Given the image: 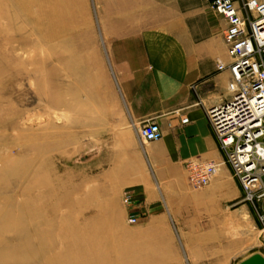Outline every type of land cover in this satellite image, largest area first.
Returning a JSON list of instances; mask_svg holds the SVG:
<instances>
[{
  "label": "rangeland",
  "instance_id": "1",
  "mask_svg": "<svg viewBox=\"0 0 264 264\" xmlns=\"http://www.w3.org/2000/svg\"><path fill=\"white\" fill-rule=\"evenodd\" d=\"M208 8L210 0H0V264L264 257L263 225L252 205L237 204L242 194L223 155L218 201L208 185H189V160L173 171L156 170L146 158L141 170L121 168L132 162L125 153L131 144L110 136L105 122L122 112L107 23L179 17L201 26ZM20 70L35 77H19ZM161 148V141L148 147ZM135 183L153 189L152 209L130 224L123 199L134 200Z\"/></svg>",
  "mask_w": 264,
  "mask_h": 264
},
{
  "label": "crops",
  "instance_id": "2",
  "mask_svg": "<svg viewBox=\"0 0 264 264\" xmlns=\"http://www.w3.org/2000/svg\"><path fill=\"white\" fill-rule=\"evenodd\" d=\"M140 21L120 18L106 25L108 58L116 87L114 98L122 112L113 117L108 113L105 122L108 131L113 132L110 136L127 138L126 143L131 144L125 153L132 162L121 168L129 172L141 170L144 158L161 171L180 169L191 159L218 163L219 170L208 184V192L222 201V178L227 169L222 167V152L206 109L230 95L229 70L218 71L216 66L217 61L230 62L223 37L226 21L210 8L201 26L191 24L190 18L179 17ZM184 117L188 122L182 124ZM150 120L158 122L163 136L159 141L143 143L137 132ZM136 137L141 147L135 145ZM160 141L161 150L149 153L148 147ZM233 183L236 193L242 194L234 178ZM134 185L137 194L129 209L141 217L152 209L148 200L152 199L153 189Z\"/></svg>",
  "mask_w": 264,
  "mask_h": 264
},
{
  "label": "built area",
  "instance_id": "3",
  "mask_svg": "<svg viewBox=\"0 0 264 264\" xmlns=\"http://www.w3.org/2000/svg\"><path fill=\"white\" fill-rule=\"evenodd\" d=\"M210 8L226 21L224 43L228 64L217 61V70L228 69L229 97L206 109V117L232 177L242 191L237 204L249 203L264 231V0H210ZM182 118L181 123H187ZM143 143L162 139L158 122L146 121L137 132ZM218 163L189 160L187 181L199 189L218 171ZM131 197L123 202L130 204ZM130 215L128 222L137 223Z\"/></svg>",
  "mask_w": 264,
  "mask_h": 264
},
{
  "label": "water",
  "instance_id": "4",
  "mask_svg": "<svg viewBox=\"0 0 264 264\" xmlns=\"http://www.w3.org/2000/svg\"><path fill=\"white\" fill-rule=\"evenodd\" d=\"M239 264H264V257L260 254H253Z\"/></svg>",
  "mask_w": 264,
  "mask_h": 264
},
{
  "label": "bare ground",
  "instance_id": "5",
  "mask_svg": "<svg viewBox=\"0 0 264 264\" xmlns=\"http://www.w3.org/2000/svg\"><path fill=\"white\" fill-rule=\"evenodd\" d=\"M47 55V54H46ZM45 55V56H46ZM47 59V57H45V59H43L44 63H45V60ZM26 62V61H24ZM27 62L30 63V64H33L34 63V60L32 58H27ZM19 77H24V78H27L28 80L32 79L33 77H35V74L33 71L31 70H20V75ZM45 94V93H44ZM92 97H94L92 94H91ZM46 99H47V96H45ZM44 101V100H43Z\"/></svg>",
  "mask_w": 264,
  "mask_h": 264
}]
</instances>
